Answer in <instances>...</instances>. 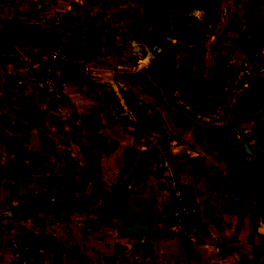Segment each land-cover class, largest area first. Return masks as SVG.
Segmentation results:
<instances>
[{
	"label": "crops",
	"instance_id": "obj_1",
	"mask_svg": "<svg viewBox=\"0 0 264 264\" xmlns=\"http://www.w3.org/2000/svg\"><path fill=\"white\" fill-rule=\"evenodd\" d=\"M194 5L206 13L198 44L184 30ZM263 15L264 0H20L2 11L0 264H18L12 233L34 243L39 264H264L255 181L242 185L208 143L264 133V97L231 92L225 70L264 54L251 33ZM58 39L91 75L64 79L55 101L19 58L36 62ZM153 44L166 53L142 62L134 46ZM162 150L194 163L174 168L200 209L188 247L157 230L170 203ZM126 215L150 230L127 231Z\"/></svg>",
	"mask_w": 264,
	"mask_h": 264
},
{
	"label": "built area",
	"instance_id": "obj_2",
	"mask_svg": "<svg viewBox=\"0 0 264 264\" xmlns=\"http://www.w3.org/2000/svg\"><path fill=\"white\" fill-rule=\"evenodd\" d=\"M19 4L20 0H0V13ZM188 16L196 24L186 25L185 33L190 40L199 43L202 37V25L206 22V13L201 7L194 5L190 7ZM166 41L173 43L169 37ZM166 51L162 44H153L144 50L142 62L152 63ZM19 62L29 74L35 89L55 101L60 100L64 95V77L60 74V70L64 67L67 68L65 72H71L78 78L87 79L91 75L90 70L72 58L70 44L65 39L54 41L38 61L20 57ZM225 70L229 77L231 92L247 90L252 93L258 86L264 84V54L242 65L226 64ZM124 85L123 81H119L118 89L123 90ZM159 162L160 167L168 172L166 189L170 195V203L162 213L161 225L167 227L174 225L185 231L196 228L200 221L199 206L190 198L176 174L168 151L160 152ZM9 246L18 264L40 263L34 243L25 235L12 233L9 237Z\"/></svg>",
	"mask_w": 264,
	"mask_h": 264
},
{
	"label": "rangeland",
	"instance_id": "obj_3",
	"mask_svg": "<svg viewBox=\"0 0 264 264\" xmlns=\"http://www.w3.org/2000/svg\"><path fill=\"white\" fill-rule=\"evenodd\" d=\"M261 18H264V15L258 16V19ZM134 82L135 78H133L132 80V83ZM124 90L125 89L119 90L121 95L123 94ZM136 94L137 93L133 91L132 94L129 95V100L134 101L136 98ZM257 97H264V95H259ZM48 99L50 98L48 97ZM176 131L179 135L185 132L184 128H177ZM219 135L224 136L223 133H219ZM163 143L166 144V141ZM193 143L198 145L205 144V142L203 141H194ZM208 143L213 145L215 149H220V154H217L213 159L221 164L228 173H231L234 175V177L240 179L242 185L248 186V181H250V185L252 187L253 181H255V194L257 196L258 212L264 217V133H258L257 138H254L253 140H242L237 142L228 139L225 141H213ZM222 147L225 148V150H222ZM193 158L200 159L199 157ZM171 159L174 168L176 169L177 166L180 169V166L181 164H183V162L185 166L192 167L194 164L192 158L190 157H172ZM177 173L178 171H176V174ZM160 227V229L157 230L164 231L165 228H167V226ZM169 228H171V232L173 234L178 236V241L181 242L180 244L187 247L190 246L192 242H195V237H198V233H186L178 226L170 225ZM179 255L184 258V255H182L181 253H178V256Z\"/></svg>",
	"mask_w": 264,
	"mask_h": 264
},
{
	"label": "water",
	"instance_id": "obj_4",
	"mask_svg": "<svg viewBox=\"0 0 264 264\" xmlns=\"http://www.w3.org/2000/svg\"><path fill=\"white\" fill-rule=\"evenodd\" d=\"M143 30L147 29L146 25L142 26ZM134 52L139 56H144V50L142 48H139L138 46H134ZM73 74L71 72L67 73L64 76V79L67 81L69 78H72ZM125 222V229L132 233H145L150 230V225L148 220L145 221H138L135 219L130 218L129 216H123L122 217Z\"/></svg>",
	"mask_w": 264,
	"mask_h": 264
},
{
	"label": "trees",
	"instance_id": "obj_5",
	"mask_svg": "<svg viewBox=\"0 0 264 264\" xmlns=\"http://www.w3.org/2000/svg\"><path fill=\"white\" fill-rule=\"evenodd\" d=\"M251 33H252L253 44L259 49L263 48L264 47V21H260L254 24L252 26ZM66 70L67 69L60 70V74L62 75V77H64V73ZM252 94L256 97L259 95H264V84L258 86L252 92ZM135 117L139 121L140 116H138L137 113L135 114Z\"/></svg>",
	"mask_w": 264,
	"mask_h": 264
}]
</instances>
